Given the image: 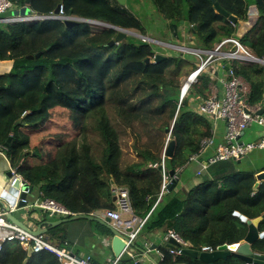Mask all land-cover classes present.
I'll list each match as a JSON object with an SVG mask.
<instances>
[{
    "label": "trees",
    "instance_id": "1",
    "mask_svg": "<svg viewBox=\"0 0 264 264\" xmlns=\"http://www.w3.org/2000/svg\"><path fill=\"white\" fill-rule=\"evenodd\" d=\"M10 1L16 7L27 4ZM129 2L122 6L116 0H29L28 6L36 16H49L62 4L65 16L145 35ZM151 2L164 32L183 39L182 29L188 26L190 43L197 42L190 48L213 50L223 39L235 38L264 59V0ZM215 3L238 20L248 18L250 5L258 15L253 26L236 37V25L217 11ZM116 34L113 28L85 21L72 27L61 19L0 23V61L11 62L10 70L0 73V147L11 169L34 187L37 196L54 199L73 215L112 209L113 189L127 188L134 214L147 216L136 240L149 242L157 230H173L196 250L241 241L247 232L241 217L251 220L264 212V182L253 189L257 170L242 171L239 161H220L205 167L193 186L179 187L182 170L191 164L189 157L204 137L212 135L210 120L196 110L199 98L210 96L212 75L201 72L180 99L181 77L197 67L199 57L166 55L155 62L154 45L132 35L105 45ZM38 52V58L27 59ZM229 67L250 84L249 104L261 103L264 65L232 59ZM18 119L21 122L15 124ZM170 140L175 142L173 154L164 157ZM161 165L166 183L171 181L170 171L178 177L171 189L170 182L161 189ZM256 228L264 230V218ZM252 247L264 254V237ZM161 251L163 264L198 262L182 255L173 258L165 247ZM26 257L17 242L1 246L0 264H21ZM241 262L229 257L223 264ZM26 264L61 262L41 251Z\"/></svg>",
    "mask_w": 264,
    "mask_h": 264
},
{
    "label": "built area",
    "instance_id": "2",
    "mask_svg": "<svg viewBox=\"0 0 264 264\" xmlns=\"http://www.w3.org/2000/svg\"><path fill=\"white\" fill-rule=\"evenodd\" d=\"M14 3L10 0H0V15L13 9ZM49 16L56 19L67 20L75 19L72 16H65L63 5H58V13H51ZM36 15L31 12L28 16H13L5 21L10 22H22L34 20ZM92 25H100L99 22L88 20L86 21ZM225 44H232L234 50L224 51L223 46ZM192 51L188 54L196 55L200 58L197 67L192 70L186 77L185 83L196 82L201 72L207 71L210 64L215 59L225 60H238L240 62L252 61L253 56L248 50L243 49L242 45L235 38H226L218 43L213 50L217 51L216 55L211 56L208 50H201L191 48ZM208 54L206 56V54ZM201 54L205 55V58L201 57ZM250 93L245 81L238 75L234 74L233 70L228 68V78L223 82V92L221 96L217 93L210 95L207 99L201 100L198 104V112L201 115L212 117L217 120H221L225 123V142L222 144H215L214 137L203 138L200 143V147L196 153L189 157V163H197L205 168L207 166L220 161L241 160L247 153L253 150L264 149V114L258 113L257 107H250L248 103V94ZM252 124H256L262 128V134L255 140L240 141L243 132ZM214 147V152L209 157L205 158L206 149ZM163 184L162 190L167 186L170 180L166 183V175L164 173V167L162 165ZM182 169H180L181 171ZM12 175L19 177L15 173V169H10ZM200 172H198L199 174ZM22 180V179H21ZM113 195L115 196L114 208L103 209L101 214L102 218H108L110 223L115 228H130L131 231L128 234L129 240H135L140 232L143 224L146 221L147 216L139 217L134 214L132 208V202L130 199L129 191L125 187L113 189ZM28 203L27 200H24ZM34 209H38L41 212H48L50 215L67 218L73 214L64 205L51 198L37 197L32 203ZM10 211L17 209L16 205L9 207ZM175 241L178 246L168 248L169 254L174 258L181 255V248L191 247V244L184 241L173 230H169L165 236V241L168 244L169 240ZM6 242H17L26 250L29 246L32 248L33 254L41 251H48L53 253L61 264H97L92 262L90 257H78L67 249L53 244L49 238L44 234H34L29 232L17 224L9 221L5 217V212L0 209V250L2 244ZM214 248L211 246H202L199 252H211ZM160 257L163 258L162 251H158ZM107 264H119V257L112 259Z\"/></svg>",
    "mask_w": 264,
    "mask_h": 264
},
{
    "label": "water",
    "instance_id": "3",
    "mask_svg": "<svg viewBox=\"0 0 264 264\" xmlns=\"http://www.w3.org/2000/svg\"><path fill=\"white\" fill-rule=\"evenodd\" d=\"M120 5L124 6L126 3V0H116ZM29 0H26V3H28ZM215 8L218 12L223 14L225 17H227L232 24L236 25V32L235 36L240 37L242 36L249 28H251L255 22V18L258 15V10L255 5H250L247 11L248 18L246 20H238L235 16L229 15L226 11L221 9L217 3H215ZM31 9L29 6H23L18 9H14L11 11L12 15L14 16H28L31 14ZM54 14L58 13V7L55 8ZM38 19H56L52 18L51 16H36L34 20ZM86 22L88 20H84L81 18L75 19H67L64 20V24L67 27H72L76 25L79 22ZM98 22V21H97ZM104 27H109L117 30L116 36L108 41L105 45L112 46L115 43L120 42L128 33L125 29L112 26L110 24L99 22ZM194 27H197V25H194ZM145 41H149L154 44H159L158 41H155L154 39L150 38H143ZM185 48L184 51L191 52V48ZM208 53L213 56L216 55L217 51L215 50H208ZM41 52H38L36 54H31L27 56V59H33L38 58L40 56ZM166 58V56H163L161 54H156L154 59L155 62H159L160 60ZM253 62H259L264 64V59H258V58H252ZM146 62H149V59H146ZM225 68L228 70V66H225ZM189 83H184L181 89L180 93V99L184 96L186 93ZM4 86H0V90L3 89ZM263 111H260L259 114H262ZM21 122V119H18L15 124H19ZM170 130H167L169 132ZM10 141V137L7 139V142L5 143V146ZM175 142L174 140H170L167 145L165 146L163 155L164 157H171L173 154ZM3 152V148L0 147V153ZM207 165V163H205ZM162 169V165L159 167ZM169 175L171 176V181L169 183L170 189L175 186V184L178 181V177L174 175L173 171L169 172ZM7 182L4 184L3 189L0 191V209L5 212V217L17 224L18 226L22 227L23 229L32 232L34 234H45L49 232L50 230L54 229L57 226L64 225L67 222L76 220V219H87L92 221H98L106 226V228L109 230V234L107 235L110 238V247L112 250V253L114 255V258L119 257V264H140L139 261H136V252L143 253L144 252L136 245V239L130 241L128 234L131 231L130 228H115L111 225L110 220L108 218H101V217H95L92 214H74L67 218L58 219L55 221H51V217L53 215H50L48 212H41V214L37 217V227L36 229H31L28 226L24 224L22 220L15 217L12 212L10 211L9 207L16 205L17 209L22 208L26 206V202L24 200L29 201V195L33 191V186L26 183L24 180H21L19 177H15L12 175L11 171H7L6 173ZM264 182V171H259L255 174V183L253 185V189L256 190L261 183ZM113 202L115 200V196L113 195L112 198ZM35 211V209H31L28 212V216H31V214ZM238 214V213H236ZM264 218V212L251 220H247L245 217H241L243 221L247 222V232L244 236V238L237 242L232 244H223L216 247L211 252H199L196 249L186 247L181 248L180 252L181 255L184 257H188L194 260H197L203 264H214L216 261L222 259H227L229 257H235L242 261H244L246 264H264V254L259 253L254 250L252 247L254 242L258 240L259 238L263 237L264 233H259L257 231V225L259 221H261ZM178 246V244L173 241L172 239L169 240V243L166 245V248H172ZM27 257L22 261L21 264H26L28 261V258L33 255L32 248L29 246L26 249ZM150 261L154 263V260L149 258Z\"/></svg>",
    "mask_w": 264,
    "mask_h": 264
},
{
    "label": "crops",
    "instance_id": "4",
    "mask_svg": "<svg viewBox=\"0 0 264 264\" xmlns=\"http://www.w3.org/2000/svg\"><path fill=\"white\" fill-rule=\"evenodd\" d=\"M28 6V3L26 4ZM23 7V6H21ZM20 7H13V9L9 10L10 12L14 9H18ZM12 13L10 15H0V23H5L8 21H5L6 19L13 17ZM161 45V44H160ZM243 49H246L244 46H242ZM235 48L232 44H225L223 46L224 51H233ZM247 50V49H246ZM7 63H3V67H0V73H6L11 68V62L6 61ZM249 62V61H244ZM253 62V61H251ZM230 60H227V62H223L222 59H215L207 69V72H209L212 77L213 81L210 84V95L217 93L218 96L222 95L223 92V82L228 78V70L225 68V66L229 67ZM264 65L263 63H261ZM241 77V76H240ZM245 83L247 88H249L250 91V84L241 77ZM250 93L248 94L249 99ZM207 99V98H206ZM204 100L199 98V101ZM198 101V102H199ZM249 103V102H248ZM252 107L258 108V113L260 111H263L262 114H264V95L261 103L258 105H250ZM197 112H198V105H197ZM199 113V112H198ZM207 117V116H205ZM208 118V117H207ZM212 124V136L214 137V143L215 144H222L225 142L224 136H225V123L221 120L214 119L212 117L208 118ZM262 134V128L259 127L256 124L250 125L241 135L240 141H248V140H255ZM214 147H209L206 149L205 158L212 155L214 152ZM237 168L239 170H249V171H264V149L261 150H253L247 153L239 162L237 163ZM11 165L9 162V159L7 155L4 153H0V191L3 189L4 184L7 182L6 173L7 171H10ZM194 171L202 172V169L200 165L193 162L189 165V168H185L182 170V176L179 180V187H184L187 185L193 186L191 184L190 178L192 176V173ZM196 183V182H195ZM194 183V184H195ZM190 186V187H191ZM37 191L34 190L29 195V201L26 204V206L16 209L15 211H12V214L22 220L26 226H28L31 229H36L37 227V217L41 214V211L38 209H35V211L31 214V216H28V212L33 209L32 203L34 200L39 197L37 196ZM102 212V210H100ZM95 212L92 213L94 215ZM236 214V213H235ZM239 215V214H236ZM103 217L102 214L100 216ZM58 219H62V217L59 216H53L51 217V221H55ZM92 220L83 219V221H80L79 219L70 221L65 223L64 225H60L54 228L52 233L49 231L45 233L49 240L60 247H63L67 249L68 251L72 252L74 255L78 257H90L92 262L97 264H107L112 259H114V255L112 253L111 247H110V238L106 235V232H104V229H107L105 225L98 221H94L99 226H102L103 228L99 229L98 227H94L91 223ZM260 222V221H259ZM168 231L164 230H157L155 233L151 234L149 236L150 241L145 242L143 239H137L136 245L144 252H136V261H139L140 264H163V260L160 257V254L158 251H161V247L166 248V241L165 236ZM259 233H264V230H259ZM264 237V235H263ZM262 238V237H261ZM154 260V263L150 261V259ZM222 259L217 263L214 264H223ZM177 264H184V262H178ZM195 264H203L201 262H195ZM241 264H246L244 261L241 262Z\"/></svg>",
    "mask_w": 264,
    "mask_h": 264
},
{
    "label": "rangeland",
    "instance_id": "5",
    "mask_svg": "<svg viewBox=\"0 0 264 264\" xmlns=\"http://www.w3.org/2000/svg\"><path fill=\"white\" fill-rule=\"evenodd\" d=\"M127 6L130 9V11L138 19H140L142 25L145 28L146 34L141 35L136 30H126L127 33L138 39L144 40L143 38H150V39H154L155 41H158L159 44L161 45L159 44L157 45V44L147 41L154 45V50L156 54H161L163 56H166V55L185 56L188 54V52L184 51L185 48L183 47L190 48V47L197 46V42L195 40H193L192 43H190L189 41V38L192 39V35L188 32V26L182 29L183 39L176 38L173 32H164L166 30V27L162 24L159 14L156 8L154 7V5L152 4L151 0H130ZM10 13H11L10 11H7L2 15L6 16V15H10ZM99 26H102V25L100 24ZM162 28H163V32H161ZM131 39L133 38L131 37ZM207 55L208 54H206V56ZM206 56L201 54L202 58H205ZM3 63H7V62L0 61V67H3ZM186 77L187 76L181 77V80L183 81V85L185 83ZM22 88H23V85L18 86V89H22ZM205 167H207V165ZM201 169L202 171L204 170L202 166H201ZM199 174L197 173V171H194V173H192V176L190 178V181L192 182L191 184H194L198 180ZM190 186L191 185L189 184L185 186V188H189ZM93 216L100 217L101 211L100 210L95 211ZM79 220L83 221V219H79ZM91 223H94L93 224L94 227L96 226L99 229L103 228L102 226H99L98 224H96L94 221H92ZM104 232H106V229H104Z\"/></svg>",
    "mask_w": 264,
    "mask_h": 264
}]
</instances>
